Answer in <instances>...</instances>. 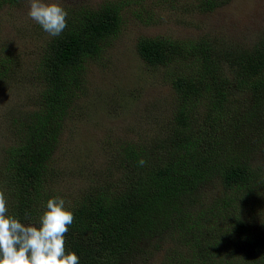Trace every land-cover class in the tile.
Segmentation results:
<instances>
[{"label": "trees", "instance_id": "16d2710c", "mask_svg": "<svg viewBox=\"0 0 264 264\" xmlns=\"http://www.w3.org/2000/svg\"><path fill=\"white\" fill-rule=\"evenodd\" d=\"M6 1L15 0L1 2ZM227 1L203 0L202 8H214ZM129 5L126 0H117L98 9L77 8L66 19L64 31L56 37L48 34L43 42V56L35 76L37 82L42 81L37 110L11 117L9 124L16 138L6 151V165L0 167V192L7 202V215L26 226L39 227L47 201L62 197L43 188L48 177L46 163L54 148L48 128L54 127L52 120L68 105L66 96L85 83L84 61L102 55L109 36L119 32L124 20L122 10ZM141 18L142 14L137 17ZM180 45V51H176L162 37L140 38L136 52L152 67L164 64L171 56L174 63V69L168 72L171 88L184 101L192 102L190 112L204 106L199 112L203 126L201 129L190 126L181 103L182 107L170 116L171 124L163 128L155 124L145 130L148 135L145 138L117 140L105 146L106 168L118 174V184L111 189L92 184L80 197H62L65 208L74 214L65 236L66 254L75 253L79 264H117L120 257L132 251L131 242L145 234L153 241L160 232L155 225L167 226L172 213L174 227L194 229L197 220L207 221L222 212L225 215L239 199L245 200L248 208L228 215L229 229L214 228L208 234L217 235L223 244L226 256L220 264H247V260L264 264V164L245 162L247 149L241 147V140L232 154L220 151L216 144L222 145L227 139L214 137L216 133H212L220 126L223 129L252 126L256 130L250 134L254 135L246 138L253 150L259 148L264 157V42L255 43L251 50L227 45L218 48L199 39L182 41ZM183 49L186 54L195 55L197 65L190 71L179 66L173 57ZM0 75L3 77V72ZM242 97L246 101L237 105ZM240 108H246L247 112L237 111ZM245 114H249L248 118L240 119ZM155 116V121L169 118L160 114V108L148 118ZM141 159L144 166L138 164ZM205 184L219 187L216 196L210 191L208 208L196 217L192 210L182 212L177 207L181 196L189 195L197 202L205 198L200 190ZM166 238L171 243L167 249L170 254L175 244L183 241L178 236ZM177 261L197 264L194 258L177 257ZM162 262L174 264L168 258Z\"/></svg>", "mask_w": 264, "mask_h": 264}, {"label": "rangeland", "instance_id": "374dc122", "mask_svg": "<svg viewBox=\"0 0 264 264\" xmlns=\"http://www.w3.org/2000/svg\"><path fill=\"white\" fill-rule=\"evenodd\" d=\"M1 1L0 74L3 72L4 76L0 75V167L6 165V151L16 138V132L9 124L11 117L37 110L42 81L37 82L35 76L43 56V42L48 35L40 25L28 18V0ZM126 1L130 5L122 10L124 20L119 32L109 36L100 57L84 61L82 70L85 83L66 96L68 105L52 120L54 127L48 128L54 148L46 163L48 177L43 188H49L62 197H80L82 191L92 184H102L106 189L118 184V174L106 168L105 146L117 140L145 138L148 136L145 130L150 126L160 124L157 126L163 128L171 124L170 116L182 104L190 126L195 129L203 126L199 112L204 106L190 112L192 102L184 101L171 88L168 75L169 70L174 69L171 56L160 66L148 65L136 52L140 38L162 37L176 51L181 49L180 42L198 39L207 45L213 43L218 48L227 45L232 49L245 50H251L259 41L264 42V0H228L214 8L206 6L210 9L206 12L202 11L205 9L202 8L203 0ZM43 2L58 4L69 18L77 8L98 9L117 0ZM141 14L142 18L137 19ZM147 17L151 20L147 21ZM173 57L187 71L197 65L195 55L186 54L184 49ZM241 101H246V97L239 98L237 105ZM159 108L160 114L169 118H160L159 121H155L157 115L148 118L153 111L158 112ZM237 111L247 112L246 108ZM248 115L240 119L248 118ZM224 127L227 132L221 126L212 132L216 133L214 137L227 139L222 145L216 144L220 151L232 154L235 144L241 140V147L247 149L245 162L248 165L264 164L260 149L253 150L251 142L246 138L254 135L250 133L256 129H252V126L246 129ZM200 190L205 198L196 202L189 195H184L178 200L177 207L182 212L192 210L194 217L200 211H205L211 202L210 191L216 196L219 187L205 184V188ZM238 195L242 196V191ZM246 205L245 200L239 199L235 202V208L227 211V214L222 212L207 221L197 220L193 223L194 229L174 227L172 213L167 226L159 223L155 225L160 232L156 233L153 241L145 234L131 242L132 251L120 257L117 264H164L162 261L165 258L179 264L177 257L194 258L197 264H220L226 256L222 252L223 244L217 235L210 236L208 233L214 228L229 229L231 222L228 215H233L235 210L241 211ZM168 235L183 240L175 244L172 254L167 252L171 244L167 241ZM246 262L253 264L250 260Z\"/></svg>", "mask_w": 264, "mask_h": 264}, {"label": "clouds", "instance_id": "9594fccd", "mask_svg": "<svg viewBox=\"0 0 264 264\" xmlns=\"http://www.w3.org/2000/svg\"><path fill=\"white\" fill-rule=\"evenodd\" d=\"M28 18L52 37L67 27V12L56 3L28 0ZM144 166L143 159L138 161ZM6 199L0 192V264H79V257L65 249V236L74 214L62 197L50 198L39 217V227L26 226L7 215Z\"/></svg>", "mask_w": 264, "mask_h": 264}]
</instances>
